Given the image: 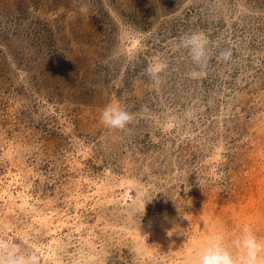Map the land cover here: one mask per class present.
I'll return each mask as SVG.
<instances>
[{
  "label": "rangeland",
  "instance_id": "obj_1",
  "mask_svg": "<svg viewBox=\"0 0 264 264\" xmlns=\"http://www.w3.org/2000/svg\"><path fill=\"white\" fill-rule=\"evenodd\" d=\"M201 31L203 73L179 46ZM245 225L264 240V0H0V237L41 264H194Z\"/></svg>",
  "mask_w": 264,
  "mask_h": 264
},
{
  "label": "clouds",
  "instance_id": "obj_2",
  "mask_svg": "<svg viewBox=\"0 0 264 264\" xmlns=\"http://www.w3.org/2000/svg\"><path fill=\"white\" fill-rule=\"evenodd\" d=\"M208 44V38L202 31L185 33L179 38V46L187 50L191 61L201 73L209 64ZM218 58L225 62L230 61L231 50H221ZM133 115L126 109L110 104L101 111L100 119L108 128L127 130L133 121ZM145 210L146 205L139 212V222L145 215ZM163 219H167L166 214ZM262 254H264V240L258 238L250 227L245 225L242 234L231 242L223 234L211 235L197 251L194 264H260ZM0 264H41V256L36 251L29 253L19 251L15 244L0 237Z\"/></svg>",
  "mask_w": 264,
  "mask_h": 264
},
{
  "label": "bare ground",
  "instance_id": "obj_3",
  "mask_svg": "<svg viewBox=\"0 0 264 264\" xmlns=\"http://www.w3.org/2000/svg\"><path fill=\"white\" fill-rule=\"evenodd\" d=\"M24 198V197H23ZM206 236V235H205ZM195 241V240H194Z\"/></svg>",
  "mask_w": 264,
  "mask_h": 264
}]
</instances>
